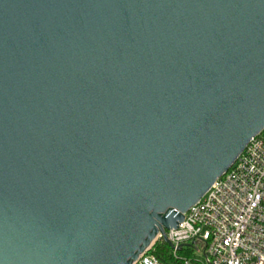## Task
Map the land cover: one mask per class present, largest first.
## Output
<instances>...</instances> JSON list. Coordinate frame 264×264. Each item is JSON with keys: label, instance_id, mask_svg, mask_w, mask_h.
Returning a JSON list of instances; mask_svg holds the SVG:
<instances>
[{"label": "water", "instance_id": "water-1", "mask_svg": "<svg viewBox=\"0 0 264 264\" xmlns=\"http://www.w3.org/2000/svg\"><path fill=\"white\" fill-rule=\"evenodd\" d=\"M263 131L264 0H0V264L173 248Z\"/></svg>", "mask_w": 264, "mask_h": 264}, {"label": "built area", "instance_id": "built-area-1", "mask_svg": "<svg viewBox=\"0 0 264 264\" xmlns=\"http://www.w3.org/2000/svg\"><path fill=\"white\" fill-rule=\"evenodd\" d=\"M166 235L183 264H264V131ZM190 245L195 253L181 257L178 248ZM152 251L135 264H163Z\"/></svg>", "mask_w": 264, "mask_h": 264}, {"label": "trees", "instance_id": "trees-1", "mask_svg": "<svg viewBox=\"0 0 264 264\" xmlns=\"http://www.w3.org/2000/svg\"><path fill=\"white\" fill-rule=\"evenodd\" d=\"M171 252H172L171 248L167 244L156 242L152 254L155 255L163 264H183L181 260L179 259L175 260ZM194 253H195V248L191 246H187L186 248L181 250L179 255L181 257L191 256Z\"/></svg>", "mask_w": 264, "mask_h": 264}]
</instances>
